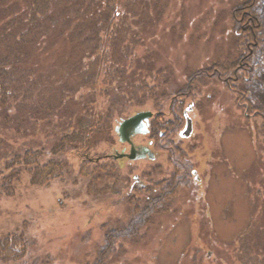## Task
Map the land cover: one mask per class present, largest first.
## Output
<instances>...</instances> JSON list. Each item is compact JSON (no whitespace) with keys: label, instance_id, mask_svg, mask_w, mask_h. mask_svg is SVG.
Returning a JSON list of instances; mask_svg holds the SVG:
<instances>
[{"label":"rangeland","instance_id":"rangeland-1","mask_svg":"<svg viewBox=\"0 0 264 264\" xmlns=\"http://www.w3.org/2000/svg\"><path fill=\"white\" fill-rule=\"evenodd\" d=\"M245 1L128 0L115 23L129 59V84L149 82L151 71L167 67L174 70L175 80L159 89L158 109L151 99L135 104L124 116H116L113 130L142 111H152L156 118L163 114L164 123L172 120L170 99L191 72L234 61L238 50L232 10ZM257 10L264 20V0L258 1ZM31 41L27 57L35 76H42L38 88L44 90L34 96L38 101L33 110L19 111L12 103L9 123L0 106V175H7V164L28 151L43 152V164L57 158L66 162V168L48 186H33L32 175L24 170L15 195L0 197V236L24 235L32 243L26 258L1 264H94L105 242L102 226L126 224L131 216L127 197L136 195L137 186L170 177L174 168L167 154L158 150H152L155 160H105L114 163L129 183L101 180L91 188V178L80 174L79 159L71 153L53 156V147L75 127L83 107L98 114L110 102L85 92L60 121L35 114L36 106L58 96L61 83L78 88L82 79L80 55L69 42L51 37ZM254 60L249 93L264 108V43ZM185 107L193 134L178 135L177 144L188 155L190 185L177 196L173 211L158 217L141 242L123 240L124 249L110 264H264L262 118H248L226 84L217 81H202ZM134 141L147 145L149 138L136 136ZM107 146L100 149L105 148L106 155L129 149L121 142L117 152Z\"/></svg>","mask_w":264,"mask_h":264},{"label":"trees","instance_id":"trees-1","mask_svg":"<svg viewBox=\"0 0 264 264\" xmlns=\"http://www.w3.org/2000/svg\"><path fill=\"white\" fill-rule=\"evenodd\" d=\"M128 0H0V106L5 111L11 104L17 110L32 109L38 99L34 96L44 90L38 85L42 76H35L27 54L31 40L51 37L69 42L80 55L79 74L82 81L78 88L61 83L58 96L36 106L35 114L51 122L60 121L70 112L71 104L78 103L85 92H92L100 99H107L110 106L105 112L93 114L87 106L75 119V127L64 133L52 149L53 156L73 154L81 162V176L91 178L90 187H97L101 180L123 181L119 168L106 163L103 145L115 150L116 133L113 123L116 116H124L129 108L151 99L160 106L159 89L175 80L172 68L151 71L149 82L129 84V59L124 55L115 20ZM259 0H246L232 10L236 32L238 57L234 61H218L209 67L193 71L188 81L170 99L169 114L172 120L163 122V114L151 120L149 138L155 141L158 151L168 156L174 172L166 179L137 186L136 195L127 197L131 216L126 224H106L104 245L94 264H110L112 258L124 249L123 240L141 242L146 232L156 225L157 218L173 211V204L193 174L188 155L178 144L177 138L185 125L186 101L195 98L204 80L225 83L236 96L237 102L248 118L259 117L264 122V108L256 104L248 88L253 75L254 55L264 43V20L257 10ZM128 53V51H127ZM50 92V90H49ZM21 97L24 101H21ZM110 97V99H109ZM164 97V96H162ZM52 99V101H51ZM41 151H28L16 156L6 166L7 175H0V197H13L28 170L33 186H48L61 178L66 162L54 158L43 164ZM1 212V206H0ZM32 243L24 236H0V264L21 261L28 256ZM45 264H52L47 261Z\"/></svg>","mask_w":264,"mask_h":264},{"label":"water","instance_id":"water-1","mask_svg":"<svg viewBox=\"0 0 264 264\" xmlns=\"http://www.w3.org/2000/svg\"><path fill=\"white\" fill-rule=\"evenodd\" d=\"M186 116V127L182 136L187 132V135L192 132V120L188 118L187 113ZM153 117V113L150 111L139 112L136 115L123 120L118 127L116 128V132L118 133L120 140L122 142H129V144L133 145L131 141V136H135L137 134H148V126L150 119ZM133 147V146H132ZM123 155L116 156V158H121ZM148 156L150 159H155V154L151 151L148 152ZM132 158V156H130ZM196 174V172H195Z\"/></svg>","mask_w":264,"mask_h":264},{"label":"flooded vegetation","instance_id":"flooded-vegetation-1","mask_svg":"<svg viewBox=\"0 0 264 264\" xmlns=\"http://www.w3.org/2000/svg\"><path fill=\"white\" fill-rule=\"evenodd\" d=\"M151 132V123L149 125V133ZM147 137L149 138V134L147 135ZM136 137H132L131 136V141L133 143V145L129 144V142H127V145L129 146V149L127 151L123 150L121 155H123L121 158L118 159L119 160H123V159H127V160H131V161H135V160H141V159H147L148 158V152L155 150L156 151V146H155V141L149 138V143L147 145L145 144H137L135 143L134 139ZM133 146V147H132ZM120 156V155H118ZM132 156V158L130 157ZM116 156H114V154L107 156V159H115ZM149 159V158H148ZM120 167V166H119ZM123 170V167H120ZM136 181H139L138 178H135ZM142 186H145L142 184Z\"/></svg>","mask_w":264,"mask_h":264}]
</instances>
